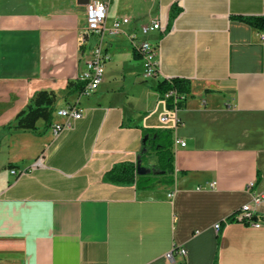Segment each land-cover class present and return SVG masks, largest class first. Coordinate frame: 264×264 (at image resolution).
Returning a JSON list of instances; mask_svg holds the SVG:
<instances>
[{
    "label": "crops",
    "instance_id": "0c3cea01",
    "mask_svg": "<svg viewBox=\"0 0 264 264\" xmlns=\"http://www.w3.org/2000/svg\"><path fill=\"white\" fill-rule=\"evenodd\" d=\"M89 1L0 0V264H264V200L254 203L264 197V28L236 18L264 16V0H108L100 33L87 31ZM153 19L160 74L145 79L135 50ZM101 40V84L74 92ZM173 78L191 82L176 112L153 89ZM43 90L55 98L52 125L10 129ZM76 105L83 118L56 135L57 111ZM138 124L186 142L173 145V184L105 180L138 161ZM245 204L260 227L228 221ZM175 247L187 256L170 260Z\"/></svg>",
    "mask_w": 264,
    "mask_h": 264
},
{
    "label": "trees",
    "instance_id": "16d2710c",
    "mask_svg": "<svg viewBox=\"0 0 264 264\" xmlns=\"http://www.w3.org/2000/svg\"><path fill=\"white\" fill-rule=\"evenodd\" d=\"M179 10L173 7L170 14V19H174ZM236 18L246 22L247 24L263 29L264 28V16L240 15ZM137 57L141 54L135 50ZM86 82L80 81L76 83L74 92L82 93L85 88ZM153 89L159 93L163 98L166 91L170 89L176 90L178 93H190L191 82L183 78L163 79L159 80ZM168 108L172 109L173 105L168 102ZM183 102H179V108H182ZM55 109V98L48 91H40L31 99L30 104L26 109L21 111L16 119L9 124L10 129L15 130H38L37 122L40 119L45 120V127L49 128L52 125L53 112ZM143 134L142 149L139 152L138 161H126L114 165L105 174V180L115 184H133L144 185L152 182L154 178H158L165 184H173L175 178V156L173 151L174 139L172 130L169 128H154L146 127L143 125H137ZM151 155L157 156V164L153 166H147L151 168L152 172L145 175H140L139 161L143 164L147 162L148 157ZM237 220L235 213L228 218V221ZM212 264H219L218 257Z\"/></svg>",
    "mask_w": 264,
    "mask_h": 264
},
{
    "label": "built area",
    "instance_id": "2783aa9c",
    "mask_svg": "<svg viewBox=\"0 0 264 264\" xmlns=\"http://www.w3.org/2000/svg\"><path fill=\"white\" fill-rule=\"evenodd\" d=\"M108 0H94L89 1L86 5V22H87V31L100 33L103 29L107 16H108ZM123 23H128L129 19L125 18ZM121 22L118 21L115 23V32L119 30ZM163 28L160 20H151L149 23L143 24L141 26V34L144 36V39L137 45L136 50L141 54L144 59L145 70L143 76L145 79L155 78L159 76L160 72L157 66V55L160 50V42L153 43L150 41L147 36L154 31L161 30ZM261 41L264 43V32L261 33ZM107 60V55L103 49V41L101 40L98 44L93 48L91 58L87 63V69L81 75V81L86 82L85 88L82 94L89 95L96 91L103 80V75L105 72V63ZM188 98V93H178L174 89H170L166 91L163 99L168 103L170 102L173 105L172 110L176 112L179 108V102H185ZM84 109L79 106H69L64 109H60L57 111L58 115L66 119L65 124L56 123L54 124V132L56 135H59L61 131L65 127L71 126L72 120H79L84 116ZM177 125L181 124V119L175 115L174 117ZM169 116L164 115L162 117V121H168ZM174 145L186 146V142L182 139L175 138ZM41 163V159H38L30 168H37ZM28 170L22 171L21 173H26ZM18 170L12 169L11 174L18 176L21 174ZM250 188L254 186V182L250 183ZM173 194H169L172 196ZM264 200L263 196L254 197V203L259 205ZM235 217L239 221L246 222L250 225L260 227L261 223L255 220V215L253 212V206L251 204L243 205L236 213ZM216 229L219 230L221 228V224L217 223L215 225ZM178 254L180 256H187V249L185 247H175L171 252L167 254V257L170 260L175 259V255Z\"/></svg>",
    "mask_w": 264,
    "mask_h": 264
},
{
    "label": "water",
    "instance_id": "95a60500",
    "mask_svg": "<svg viewBox=\"0 0 264 264\" xmlns=\"http://www.w3.org/2000/svg\"><path fill=\"white\" fill-rule=\"evenodd\" d=\"M139 170H138V173L140 175H145V174H149L150 172H152V169L151 168H147L145 166H142V162L139 161Z\"/></svg>",
    "mask_w": 264,
    "mask_h": 264
}]
</instances>
